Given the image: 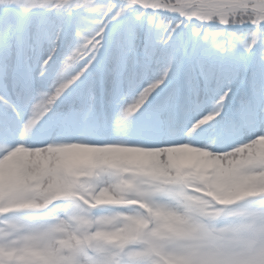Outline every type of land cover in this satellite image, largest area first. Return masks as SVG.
I'll return each instance as SVG.
<instances>
[{
    "label": "snow or ice",
    "instance_id": "snow-or-ice-1",
    "mask_svg": "<svg viewBox=\"0 0 264 264\" xmlns=\"http://www.w3.org/2000/svg\"><path fill=\"white\" fill-rule=\"evenodd\" d=\"M0 264H264V0H0Z\"/></svg>",
    "mask_w": 264,
    "mask_h": 264
}]
</instances>
